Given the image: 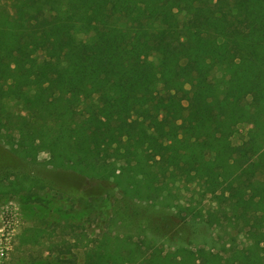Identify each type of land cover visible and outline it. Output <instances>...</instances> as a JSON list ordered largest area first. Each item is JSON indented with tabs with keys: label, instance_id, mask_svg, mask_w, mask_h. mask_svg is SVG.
<instances>
[{
	"label": "trees",
	"instance_id": "obj_1",
	"mask_svg": "<svg viewBox=\"0 0 264 264\" xmlns=\"http://www.w3.org/2000/svg\"><path fill=\"white\" fill-rule=\"evenodd\" d=\"M9 1L0 141L99 183L94 201L105 187L163 209L157 230L208 232L165 252L106 231L82 264H264V0ZM45 12L51 21L30 23Z\"/></svg>",
	"mask_w": 264,
	"mask_h": 264
},
{
	"label": "rangeland",
	"instance_id": "obj_2",
	"mask_svg": "<svg viewBox=\"0 0 264 264\" xmlns=\"http://www.w3.org/2000/svg\"><path fill=\"white\" fill-rule=\"evenodd\" d=\"M9 3L0 0V6ZM41 16L31 14L30 23L39 25L43 19L52 20L49 12ZM163 39L172 44L169 37ZM247 127L238 126L233 143H241ZM48 157L42 152L32 162L0 141V264H45L44 260L50 263L59 249L67 247L73 252L71 258L75 264H82L88 247L106 231L112 236H131L134 240L153 237L165 252L173 251L175 244L185 245L186 240L193 241L192 248L203 245L202 240L208 235L203 227L172 223L169 229L161 224L157 230L155 225L160 224L158 215L164 214L163 209L128 201L105 187L101 193L106 197L94 201L96 190L101 187L99 183L95 189L78 172L46 164ZM182 191L184 195L191 193ZM137 223L142 225V230L137 228ZM174 231L176 238L169 241ZM225 240L230 239L225 236ZM243 240L240 234L236 242Z\"/></svg>",
	"mask_w": 264,
	"mask_h": 264
}]
</instances>
